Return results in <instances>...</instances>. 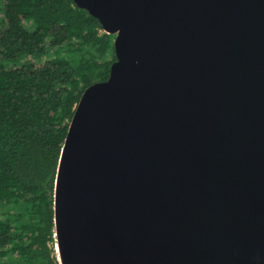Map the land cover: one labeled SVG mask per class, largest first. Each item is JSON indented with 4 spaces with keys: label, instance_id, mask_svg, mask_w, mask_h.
<instances>
[{
    "label": "water",
    "instance_id": "obj_1",
    "mask_svg": "<svg viewBox=\"0 0 264 264\" xmlns=\"http://www.w3.org/2000/svg\"><path fill=\"white\" fill-rule=\"evenodd\" d=\"M114 36L54 189L60 264H264V0H73Z\"/></svg>",
    "mask_w": 264,
    "mask_h": 264
},
{
    "label": "trees",
    "instance_id": "obj_2",
    "mask_svg": "<svg viewBox=\"0 0 264 264\" xmlns=\"http://www.w3.org/2000/svg\"><path fill=\"white\" fill-rule=\"evenodd\" d=\"M0 14V264H60V156L84 91L109 78L114 36L73 0H0Z\"/></svg>",
    "mask_w": 264,
    "mask_h": 264
},
{
    "label": "rangeland",
    "instance_id": "obj_3",
    "mask_svg": "<svg viewBox=\"0 0 264 264\" xmlns=\"http://www.w3.org/2000/svg\"><path fill=\"white\" fill-rule=\"evenodd\" d=\"M0 19H1V14H0ZM47 59V58H46ZM46 59H32L30 62L36 64V65H41V63L43 61H45Z\"/></svg>",
    "mask_w": 264,
    "mask_h": 264
}]
</instances>
